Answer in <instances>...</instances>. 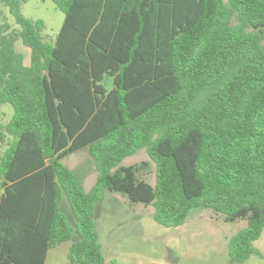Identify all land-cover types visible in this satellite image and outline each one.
Here are the masks:
<instances>
[{
    "label": "trees",
    "instance_id": "1",
    "mask_svg": "<svg viewBox=\"0 0 264 264\" xmlns=\"http://www.w3.org/2000/svg\"><path fill=\"white\" fill-rule=\"evenodd\" d=\"M51 1L64 14L53 43L21 14L26 0H0L17 26L0 23V106L13 111L0 126V264H45L73 234L67 264H105V192L152 205L168 229L197 208L245 221L229 263L261 256L264 0ZM141 149L154 187L139 177L148 162L120 165ZM79 151L97 173L89 192L62 163Z\"/></svg>",
    "mask_w": 264,
    "mask_h": 264
},
{
    "label": "rangeland",
    "instance_id": "2",
    "mask_svg": "<svg viewBox=\"0 0 264 264\" xmlns=\"http://www.w3.org/2000/svg\"><path fill=\"white\" fill-rule=\"evenodd\" d=\"M0 23L6 21L17 28L5 8H0ZM21 14L45 24L42 36L54 42L64 21V14L51 0H26ZM15 51L23 56V64L30 63V50L20 40ZM13 114L8 104L0 106V126L6 125ZM148 162L139 177L150 186L155 184V166L146 151L141 149L125 158L121 166ZM62 163L73 170L84 189L89 192L97 173L85 151L68 155ZM59 211L70 221L74 216L67 198L59 204ZM152 205L131 204L122 195L105 192L104 199L95 206L96 229L105 264H230L229 243L231 238L246 227L245 221L226 223L216 219L208 209L190 211L185 223L177 228H165L153 220ZM78 238L73 234L69 242L50 250L45 264H67L70 245ZM252 246L261 254L251 255L241 264H264V229Z\"/></svg>",
    "mask_w": 264,
    "mask_h": 264
}]
</instances>
